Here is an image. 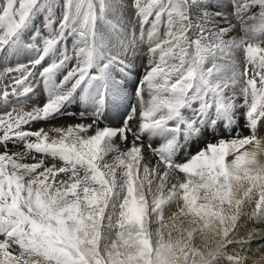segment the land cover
<instances>
[{
  "label": "bare ground",
  "instance_id": "1",
  "mask_svg": "<svg viewBox=\"0 0 264 264\" xmlns=\"http://www.w3.org/2000/svg\"><path fill=\"white\" fill-rule=\"evenodd\" d=\"M177 2L0 0V264H264V0ZM112 65L125 127L80 112Z\"/></svg>",
  "mask_w": 264,
  "mask_h": 264
},
{
  "label": "rangeland",
  "instance_id": "2",
  "mask_svg": "<svg viewBox=\"0 0 264 264\" xmlns=\"http://www.w3.org/2000/svg\"><path fill=\"white\" fill-rule=\"evenodd\" d=\"M4 1H6V0H4ZM10 2H11V0H9V3ZM171 2H172V4H171V8L172 9L170 8L171 12L173 14L174 13L176 14L177 12L180 11V8H181L180 3L177 2V0H171ZM90 3L91 2L89 1V3H87V4H90ZM90 5L92 7L94 6L92 3ZM10 6L13 7V2L11 3ZM92 7H89L90 9L87 8V10L92 12L93 11V9H91ZM84 8H85V6H84ZM10 9L11 8H9L8 10H10ZM163 16H164V14L160 13L158 15H155V18L156 19H160ZM163 27L165 28L164 25H155V27L153 28V31H155V30L156 31L163 30L164 29ZM9 53H12V52H9ZM32 53L33 52H31L30 55H32ZM30 55H28V56H30ZM0 56L2 57V58L0 57V62L4 63L3 65H6V66L14 65L17 61L21 60L20 56L16 57V59H14L12 55H7L5 57L3 54H0ZM25 57H27V56H25ZM40 60L43 61V59H40ZM29 62H31V60ZM37 65H41V62L40 61L37 62ZM112 66H113V69L111 70L110 74H108V76L110 75L109 79H108V82H104V81L103 82H97V81L96 82H91L90 85H88V87H87L89 89V91L92 92V93H94L93 90L96 89V91H97V89H98V94H99L98 96H99V100H100L99 102L102 105V109L100 111H98V110L95 111L93 108H91V107H89L87 105H84L83 104L84 102H83V103H79V105H81L80 112L87 111L88 114L92 116L91 117L92 120H95L96 122H98V123H100V124H102V125H104L106 127H110V126L111 127L112 126L113 127H117L118 125H123L125 127L124 123L121 121V118L122 117H124V119L127 118V115H126V112L124 111V108H128V106H127L128 103L125 104V105H121L120 103L115 101V96L114 95L117 94L118 89L121 86H123L124 83H133L134 77H132V76L130 77L129 75H123L124 72L121 71L119 69V67L114 66V65H112ZM96 74L98 76V73H96ZM155 77H156L155 73L152 70H149L146 73V75H145V80H144L145 83H144V86H143V93H144L143 102L146 103V106H154V105H157L158 103H161L160 98H157V94L159 93V90H158V87H157V82L155 81ZM31 80H33V79H31ZM6 85L4 84V81H2V80L0 81V89L3 90L2 94L0 93V106H3V107L4 106L7 107V105H4V103L8 104L12 100L10 98L11 97L10 93L9 94L7 93L8 86H6ZM29 93H30V96H33L34 98L37 96V93L35 91V87L32 88V89H29ZM100 96H101V98H100ZM65 107H67V105H65ZM207 111H208V113H211L212 109L209 108ZM215 112H217V115H213L211 117V121L210 120L207 121L205 118L202 117V120L205 122V124H209L210 123V125L212 126L213 135H215L214 132H217V131L222 130V129H228L229 127H233L234 129H237V128L243 129V127H241L240 125H242V124L251 125V122H250V120H248L247 115L243 116L244 122H242V120L241 121L238 120V118L235 117V115H232L230 113L232 111L229 110V109H226V108H223V107H218L217 110H215ZM63 115L64 116L73 117L74 119L79 118L80 120H84V118H85V117H81V115H83V114L82 113L81 114L78 113V110H73V113L69 110V112H63ZM123 115H126V116H123ZM47 120H53V119L47 118L45 121H47ZM131 132H132V134L134 136L139 135V134L134 133V131L132 129H131L130 133ZM139 136H141V135H139ZM7 144H8V141L0 142V145H2V146H5ZM44 152H45V154H44ZM38 153L40 155L42 154L44 156V155H46V150H43V152H42V149H41V150L38 151ZM38 153H36V154L38 155ZM134 260H135L134 264H140V263L141 264H176V262H177V261H173V262L172 261H170V262L169 261H164V256L162 255L161 252L159 253L157 249H154L153 251H151L147 257H143L141 259H140V257L139 258H134ZM103 264H105V263H103Z\"/></svg>",
  "mask_w": 264,
  "mask_h": 264
}]
</instances>
